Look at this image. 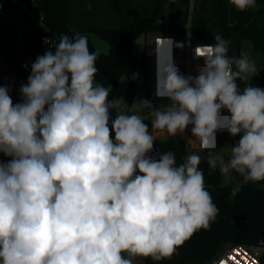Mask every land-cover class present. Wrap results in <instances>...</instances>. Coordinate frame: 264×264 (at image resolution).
Returning a JSON list of instances; mask_svg holds the SVG:
<instances>
[{"label": "clouds", "instance_id": "obj_1", "mask_svg": "<svg viewBox=\"0 0 264 264\" xmlns=\"http://www.w3.org/2000/svg\"><path fill=\"white\" fill-rule=\"evenodd\" d=\"M229 2L238 11L257 7L256 0ZM213 40L194 50L204 61L195 77L158 64L155 95L170 104L141 101L154 118L151 133L138 115L112 116L119 105L109 99L111 85L95 81L100 50L90 51L80 33L61 34L54 51L31 64L22 103L0 87V152L12 157L0 162V264L160 261L208 229L219 210L202 157L191 153L177 164L172 151L150 155L155 130L183 137L191 126L209 174L218 169L225 185L234 183L233 197L264 181V88L247 84L260 71L246 51L229 56L230 41ZM225 129L240 137L225 147L227 160L213 151Z\"/></svg>", "mask_w": 264, "mask_h": 264}, {"label": "trees", "instance_id": "obj_2", "mask_svg": "<svg viewBox=\"0 0 264 264\" xmlns=\"http://www.w3.org/2000/svg\"><path fill=\"white\" fill-rule=\"evenodd\" d=\"M36 1L38 12L45 14L47 32H61L70 37L76 33L85 35L90 51L97 49L90 34L108 41V52L100 51L96 61L99 71L95 80L104 86L111 85L110 100H113L123 75L130 77L138 70L144 71L145 58L138 59L133 55L135 40L155 31L185 35L188 19L183 16L184 8L190 5V0ZM256 4L255 9L238 11L229 0H195L190 36L192 41L214 43L213 37L221 35L230 41L229 56H239L243 41L249 40L253 48L261 52L263 60L262 71L251 78V86L264 88V0H256ZM38 32L27 33L14 25L0 24V55L11 62L18 80L24 84L31 74L32 64L26 65L24 57L31 55L35 61L46 50H52L41 44ZM129 85L132 94V80ZM116 114L117 109H114L112 116ZM188 149V143L182 137L159 136L150 155L172 151L179 164L188 155ZM197 154L202 157L199 167L204 173L206 189L210 193L218 192L213 200L218 214L208 229L197 230L187 240L184 254L179 259L175 252L160 261L143 257L142 264H209L217 257L221 245L226 248L234 244L251 246L258 244L264 236V181L242 185L233 197L234 183L225 185L218 169L210 175L208 153L197 151ZM260 258L264 264V253Z\"/></svg>", "mask_w": 264, "mask_h": 264}, {"label": "built area", "instance_id": "obj_3", "mask_svg": "<svg viewBox=\"0 0 264 264\" xmlns=\"http://www.w3.org/2000/svg\"><path fill=\"white\" fill-rule=\"evenodd\" d=\"M195 0H190V18L186 24V33L181 35L174 32H150L148 34L149 40L147 44L148 53L144 56L145 58V68L144 71L147 74L149 82V99L152 102H163L164 106L170 104L168 98L156 97V76H157V66L166 65L168 63H173L178 69L180 74L185 76L198 75V69L203 66V59H198L195 56V48L198 45L212 44V42H200L191 40V12L193 11ZM38 4L36 0H5L0 2V24L14 25L20 30L27 33L39 32V41L46 47L51 48L53 51L55 45L58 44L61 32L49 33L46 17L42 11L37 10ZM162 42L160 41V39ZM186 38V41L184 40ZM171 40L172 43L168 41ZM184 44L183 48L176 47V44ZM163 56V63L160 64V57ZM32 58L31 56H26L24 62L26 65H30L27 60ZM24 84L18 80V77L11 67V62L7 61L3 56L0 55V87L7 86L9 88V96L13 100V104L22 103L23 100L17 92L20 86ZM20 93V92H19ZM166 102V104H164ZM222 115H230L227 110H222ZM146 118H152L151 113L146 114ZM191 130V126L186 129L184 138L189 148L195 151L202 150L199 146V141L196 138L191 137L188 132ZM177 137H181L177 135ZM230 135V133L225 130H219L216 133V148L213 151L221 152L225 147H231L234 144V139L237 138ZM230 141L231 145H224L225 142ZM222 149V150H221ZM207 153V152H206ZM216 154V153H213ZM0 157L4 162H8L5 154L0 152ZM264 253V236L261 238L260 242L255 245L247 246L244 244H234L227 247L224 252L215 257L209 264H263L261 262V255Z\"/></svg>", "mask_w": 264, "mask_h": 264}, {"label": "rangeland", "instance_id": "obj_4", "mask_svg": "<svg viewBox=\"0 0 264 264\" xmlns=\"http://www.w3.org/2000/svg\"><path fill=\"white\" fill-rule=\"evenodd\" d=\"M184 12H185L183 15L184 18H187L189 20V18H190V6H188L187 8H184ZM191 15H192V12H191ZM90 38H91V41L93 42V44L95 45V47L97 49H99L101 52H104V53L108 52L109 43L106 39H104V38H102L99 35L94 34V33L90 34ZM148 40H149L148 34L140 35L135 40L134 47H133V55L136 58L141 59L148 53V48H147ZM184 40L186 41V38H184ZM242 51H246L249 54L251 59H253L255 61L257 69L261 72L262 68H263V60H262L261 52L255 50L249 40L243 41L241 49H240V53ZM240 53H239V55H240ZM28 56H31V55H28ZM27 62L29 64L33 63L34 62L33 57L29 58L27 60ZM131 80L133 81V84H134V86H133L134 91L132 92V94L129 92V90H130L129 83ZM148 84H149V82H148L147 74L143 70H138V71L134 72L133 74H131L130 77L123 75L118 82L116 91H115L114 96H113V100H118L117 103L119 105V108L117 109V111H121V112H124L125 114H129V115L135 114V115L140 116L142 119H144L145 120L144 123H146L148 125L149 132L151 133L152 132L151 120L154 118L153 117L150 119L146 118V114H150L151 109L148 107H145L141 103V101H143V100L149 101V85ZM237 84L241 89H243V87H245V84L240 83L239 81ZM247 84L251 85V78L247 82ZM17 92L23 100V97H22L21 93H19L20 91H18V89H17ZM150 103L154 107H160L161 105H163V102H160V101L150 102ZM157 132H165V131L155 130V132H154V133H156L155 136L159 137L162 135L157 134ZM188 134L190 136H192L191 130L188 132ZM114 135H115L114 132H112L111 136L113 139H114ZM239 138L240 137L238 136L237 138L234 139V144L238 142ZM191 153H197V151L192 150L190 148V149H188V154H191ZM219 154L224 156V158L227 160L229 155H230V149L225 148L224 150L219 152ZM0 162H4V160L1 157H0ZM137 174H139V173H137ZM217 193L218 192L216 190H213L210 193L212 200L215 199V197L217 196ZM186 243H187V241H185V243L182 246L178 247L177 250L175 251L176 252L175 256L177 259H179L184 254V251L186 248ZM225 248H226L225 245H221L219 248L217 256H220L224 252ZM142 263H143V257H136L135 258L134 264H142Z\"/></svg>", "mask_w": 264, "mask_h": 264}, {"label": "crops", "instance_id": "obj_5", "mask_svg": "<svg viewBox=\"0 0 264 264\" xmlns=\"http://www.w3.org/2000/svg\"><path fill=\"white\" fill-rule=\"evenodd\" d=\"M157 134H161L162 136H168L166 132H157ZM154 135H156V133H154Z\"/></svg>", "mask_w": 264, "mask_h": 264}, {"label": "water", "instance_id": "obj_6", "mask_svg": "<svg viewBox=\"0 0 264 264\" xmlns=\"http://www.w3.org/2000/svg\"><path fill=\"white\" fill-rule=\"evenodd\" d=\"M149 101L150 102H152V100L151 99H149ZM164 104H166V102H164ZM224 145H226V146H230L231 145V143H230V141H227V142H225V144Z\"/></svg>", "mask_w": 264, "mask_h": 264}, {"label": "bare ground", "instance_id": "obj_7", "mask_svg": "<svg viewBox=\"0 0 264 264\" xmlns=\"http://www.w3.org/2000/svg\"><path fill=\"white\" fill-rule=\"evenodd\" d=\"M163 61H164L163 56H161V57H160V64H162ZM223 264H225V262H223Z\"/></svg>", "mask_w": 264, "mask_h": 264}]
</instances>
